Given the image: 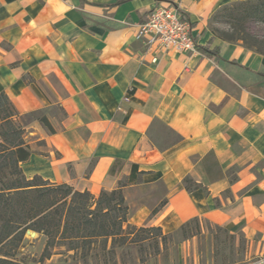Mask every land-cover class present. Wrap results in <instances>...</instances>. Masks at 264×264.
<instances>
[{
    "label": "crops",
    "instance_id": "1",
    "mask_svg": "<svg viewBox=\"0 0 264 264\" xmlns=\"http://www.w3.org/2000/svg\"><path fill=\"white\" fill-rule=\"evenodd\" d=\"M244 1L0 0V91L32 152L24 174L98 197L137 165L123 189L130 224L171 235L198 219L263 255L264 56L210 29ZM163 3L208 55L152 63L135 35Z\"/></svg>",
    "mask_w": 264,
    "mask_h": 264
},
{
    "label": "trees",
    "instance_id": "2",
    "mask_svg": "<svg viewBox=\"0 0 264 264\" xmlns=\"http://www.w3.org/2000/svg\"><path fill=\"white\" fill-rule=\"evenodd\" d=\"M236 8L253 11L264 21V0H258L257 4L247 0L222 7L213 14L210 22ZM217 34L218 30H213L215 37L230 43H242L247 49L264 56V53L248 46L243 38L227 39ZM200 51L205 56L210 53L202 46ZM20 118L8 95L0 91V264H21L16 257L28 231L47 237L41 256L43 260L49 259L52 250L58 246L77 250L98 240L107 244L109 239L113 244L118 241L120 245L133 244L137 241L130 238L135 233L166 239L168 235L163 234L159 227L138 228L128 221L129 209L123 189L139 180L137 165L133 166L129 178L119 182L116 190L102 191L98 197L68 184L51 183L38 175L28 178L21 165L30 159L32 152L25 142V129ZM39 119L50 133L55 132L45 117ZM192 223H195L196 231L201 230L200 221L194 219L181 231Z\"/></svg>",
    "mask_w": 264,
    "mask_h": 264
},
{
    "label": "rangeland",
    "instance_id": "3",
    "mask_svg": "<svg viewBox=\"0 0 264 264\" xmlns=\"http://www.w3.org/2000/svg\"><path fill=\"white\" fill-rule=\"evenodd\" d=\"M253 2L257 4L258 0ZM260 17L253 11L236 8L210 22V29L212 33L217 29V35L227 39L243 38L248 46L264 53V21ZM130 239L137 242L120 245V241L113 244L112 239L107 244L98 240L77 250L58 246L49 259L43 260L47 237L28 231L16 259L21 264H264L260 263L264 254L245 235H230L209 225H205L204 234L202 229L196 231L192 223L164 240L144 233H135Z\"/></svg>",
    "mask_w": 264,
    "mask_h": 264
},
{
    "label": "built area",
    "instance_id": "4",
    "mask_svg": "<svg viewBox=\"0 0 264 264\" xmlns=\"http://www.w3.org/2000/svg\"><path fill=\"white\" fill-rule=\"evenodd\" d=\"M135 38L144 44L146 54L157 63L160 54H202L193 35L190 23L185 21L180 9L163 3L150 11L139 25ZM264 263V257L260 260Z\"/></svg>",
    "mask_w": 264,
    "mask_h": 264
}]
</instances>
